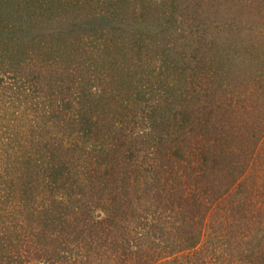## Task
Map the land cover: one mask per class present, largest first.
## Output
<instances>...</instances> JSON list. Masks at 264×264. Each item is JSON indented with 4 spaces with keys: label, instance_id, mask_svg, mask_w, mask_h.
Listing matches in <instances>:
<instances>
[{
    "label": "trees",
    "instance_id": "1",
    "mask_svg": "<svg viewBox=\"0 0 264 264\" xmlns=\"http://www.w3.org/2000/svg\"><path fill=\"white\" fill-rule=\"evenodd\" d=\"M122 2L38 0L36 16L56 24L57 10L95 5L88 14L108 24ZM91 27L27 42L11 37L16 26L0 29V72L11 75L0 80L10 104L0 125V264H264V237L250 236L264 217L259 178L248 177L264 149V109L256 123L254 108H222L220 85L204 76L191 92L185 79L181 96L166 79L155 96L138 89L119 110L97 67L118 48L119 29ZM251 88L242 102L264 103V89Z\"/></svg>",
    "mask_w": 264,
    "mask_h": 264
},
{
    "label": "rangeland",
    "instance_id": "2",
    "mask_svg": "<svg viewBox=\"0 0 264 264\" xmlns=\"http://www.w3.org/2000/svg\"><path fill=\"white\" fill-rule=\"evenodd\" d=\"M161 1L125 0L120 8V20L108 24L101 19L96 21L95 16L88 14L95 10V5L86 7L85 12L64 14L57 10L56 24L50 21L46 25V20L41 23L36 16L38 0L28 1V6L25 0H0V29L9 32L16 26L17 29H11V37L13 34L26 36V42L33 36L41 38L67 30L85 31L96 24L113 27L110 28L112 31L119 29L113 33L118 36V48H113L112 53L107 52L97 65L99 73L101 70L107 72L104 86L117 92L119 110L135 101L136 90L151 93L161 80L166 79V84L178 81L179 88L172 94L181 96L183 92L187 94L186 83L183 84L185 79L186 82L189 80L187 90L191 92L193 86L190 88V84L197 85L198 78L208 76L211 77H205L210 80L208 85L212 82L220 85L222 108H236L239 113L254 108L257 123L264 103L258 99L259 104L253 107L242 101L246 91L251 89L253 92L251 85H256L255 92L259 96L264 89V0H164L166 7ZM8 11L11 14L7 16ZM94 13L97 15L96 10ZM34 14L35 18L30 16ZM46 16L48 18V14ZM31 17L34 18L32 27L25 35ZM4 24L10 26L5 29ZM100 63L103 69L99 68ZM70 65L79 66V58L75 57ZM10 76L0 72V80L4 83L10 81ZM215 77L219 80L213 81ZM4 85L0 83V92ZM99 90L102 91L100 88L96 92ZM155 93L152 92V96ZM107 106L111 110L112 106ZM8 107L10 104L6 99L0 100V125L4 117H9ZM110 113L112 116V111ZM248 177L249 180L259 178L253 191L264 208V149ZM98 216L102 214L98 213ZM258 223L250 236L258 233L264 237V217ZM259 228L261 231L258 232Z\"/></svg>",
    "mask_w": 264,
    "mask_h": 264
}]
</instances>
